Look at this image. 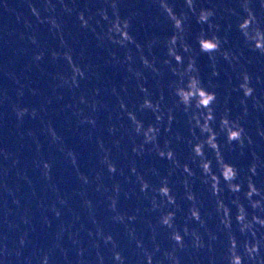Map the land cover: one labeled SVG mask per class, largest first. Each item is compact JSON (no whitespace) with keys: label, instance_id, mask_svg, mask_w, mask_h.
I'll return each instance as SVG.
<instances>
[{"label":"clouds","instance_id":"1","mask_svg":"<svg viewBox=\"0 0 264 264\" xmlns=\"http://www.w3.org/2000/svg\"><path fill=\"white\" fill-rule=\"evenodd\" d=\"M0 3L6 11H14L5 0H0ZM152 3L171 22L173 29V34L164 41L167 51L163 61H158L154 55L149 59L144 54V47L130 34L133 19L144 15L140 8L122 18L118 0H110L111 15L107 8L97 13L108 25L107 32L98 38H106L122 48L135 45L143 65V69L135 66L131 49L123 61L115 53L112 54L113 60L125 64L130 74L120 91L115 87L111 89L117 97L118 106L109 110L107 123L112 146L121 150L122 143L125 144L123 155L126 162L118 166L113 160L112 147L106 146L103 138L97 140L100 163L112 184L108 187L103 183L102 170L96 174L95 190L103 194L107 211L112 213L111 220L124 226V237L132 255H125L119 233L114 234L106 229L97 219L96 205L87 198L83 189L93 180L80 173L82 190L79 195L83 197V207L93 227L85 228L81 223L76 228L81 216L74 214L70 224H61L48 251L34 250L32 256H24L23 252L30 242L27 229L21 232L13 249H9L6 243L7 236H0V264H55L52 256L56 250L62 255L64 264H264V119H261L264 96L257 95L253 74L246 66L252 60H246L243 51L237 53L224 49L227 37L222 39L218 34L221 25L217 22L218 18H227L228 29H231V18L235 17L244 44L264 57V11L258 14L255 7L258 3L259 8L264 10V0H239L240 10L218 4L207 7L201 4L198 7L197 0H184L187 10L179 14L170 0H152ZM49 9L54 10L51 3ZM64 9L66 12L72 11L67 5H64ZM32 14L40 19V13L34 7ZM193 17L201 26L196 37L198 51L188 42L189 21ZM78 18L84 28L90 27V21L94 19L93 16L86 17L83 12L79 13ZM47 22L57 31L61 30L54 17H49ZM30 39L37 44L34 36ZM158 43L159 38H153L148 43L149 55ZM202 53L212 61V72L207 83L198 67V58ZM43 55V52L35 55L34 60H42ZM58 55L53 53L54 58ZM63 56L72 67V75L70 78L61 77V86L79 88V82L87 78V72L73 62L70 52H65ZM218 56L228 62L238 82L234 85L233 77H229L222 105L217 91L220 84L213 82V78L220 76L217 70ZM144 70L150 71L153 78H159L158 98L146 86L148 77ZM132 78L136 81L138 94L136 103L130 108L125 97L128 95L127 79ZM255 83L264 84V77L257 74ZM233 93L236 94L235 98ZM18 94L23 95V86ZM99 95L100 89L97 88L91 102L83 95L80 97L79 103L90 108V114L78 106L75 112L79 123L92 130L98 128L93 114L100 108L109 109L107 104L96 98ZM13 111L20 122L29 114L28 108L15 104ZM137 112L151 113L155 119L146 124ZM177 113L185 118L184 131L175 127ZM31 115L35 117L36 111L33 110ZM125 119L128 123H124ZM47 131L53 142H61L54 128L49 126ZM184 150L187 154L182 159L180 152ZM0 153L5 160H11L12 168L17 169V176L23 175L28 180L19 170L20 160L14 153L6 150H0ZM232 154L249 158V162L246 166H238L234 162L238 157ZM66 155L78 171L76 154L66 151ZM145 156L167 162L166 174H162L155 164L141 170L137 160H143ZM35 163L51 181V164L46 160ZM8 171L4 169L3 174L7 176ZM125 183L132 187L126 189ZM3 187L11 197V204L15 205L13 210L8 200H4V223L9 230L19 232L20 223L26 226L31 224V210L23 208L21 198L17 196L18 188H9L7 184ZM51 192L54 199L47 205L41 201L39 208L42 213L51 211L60 218L62 209L68 206L69 201L54 184L51 185ZM122 193L128 200L135 197L137 202L146 204L138 203L135 208L121 212ZM149 216L155 219H148ZM16 217H19V222ZM181 220L183 222L179 223ZM44 222L51 226L46 215ZM138 222L146 224V229L138 231ZM82 232H86V240L82 238ZM65 235L71 242V248L63 245ZM70 251L75 252L74 260L69 257Z\"/></svg>","mask_w":264,"mask_h":264},{"label":"water","instance_id":"2","mask_svg":"<svg viewBox=\"0 0 264 264\" xmlns=\"http://www.w3.org/2000/svg\"><path fill=\"white\" fill-rule=\"evenodd\" d=\"M5 2L14 11H6L3 4L0 3V150L15 154V157L20 160L19 170L28 177V180H25L23 175L17 176V169L12 168L11 160H5L3 154L0 153V236L6 235V243L9 249H13L16 246L14 242L18 241L21 232L27 229L30 242L23 252L24 256H32L34 250L43 249L47 252L53 244L55 234L61 224H70L74 214L81 216V221L76 223V228H79L81 223L85 225V228H92L93 225L88 218L87 210L83 207V197L79 195L82 190L79 174L82 173L93 180L91 185L83 186V189L86 191L87 198L92 199L96 205L97 219L103 223L106 229L111 230L114 234L119 233L118 238L122 241L125 255L131 256L132 250L128 247L124 237V226L111 220L112 213L107 211L103 194L95 190V177L98 172L103 170V183L108 187L112 184L106 169L100 163L98 138H103L106 146L112 147L113 160L118 166L126 162L123 155L125 144L122 143L121 150L112 146V137L107 133V123L109 110L118 106L117 97L112 94L111 89L115 87L120 91L130 74L127 72L125 64H118L113 60L112 54L115 53L119 60L123 61L128 50L131 49L136 60L135 66L143 69L139 60V52L135 45L122 48L106 38L103 40L98 38L107 32L108 25L97 13L99 10L107 8L111 15L110 0H5ZM49 3L54 6V10L49 9ZM118 3L122 18L129 16L137 8L144 12V15L133 19L130 34L137 43L144 47V54L149 59H152L154 55L158 61H163L167 51L164 41L173 34L171 22L160 14L158 6L154 5L152 0H118ZM170 3L175 6L177 14L187 10L184 0H170ZM197 3L198 7L201 4L205 7L218 4L240 10L239 0H197ZM64 5H67L72 11L66 12ZM33 7L39 11L40 19L32 14ZM255 7L258 14L264 11L259 8L258 3L255 4ZM81 12L86 17H94L90 21V27L81 26V21L78 18ZM49 17H54L57 20L61 25V30L57 31L47 22ZM41 20L45 22L41 23ZM97 21L100 23L97 24ZM217 22L221 25L218 34L222 39L227 37L228 42L224 44V49L237 53L243 51L244 58L252 60V63L246 64V66L253 74L257 95L264 96V84L255 83L257 74L264 77V57L252 52L244 44L235 17L231 18V29H228L229 19L218 18ZM200 30L201 26L196 23L193 17L189 21L188 42L197 51L199 45L196 37ZM33 36L36 38L37 44L32 43L30 38ZM153 38H159L160 43L153 46L152 54L149 55L148 43ZM41 52L44 54L43 59L35 61L34 56ZM54 52L59 54L56 58L53 57ZM65 52H70L73 62L87 72V78L80 80L79 88H72L68 85L61 86V77L70 78L72 75V67L63 56ZM211 64L212 61L207 54H200L198 67L205 83L211 76ZM217 70L220 72V76L213 78V82L220 84L217 91L222 105L229 77H233L234 85L238 82L234 79L235 74L231 66L219 56ZM144 72L148 77L146 86L158 98L159 78H153L150 71L144 70ZM17 80H19V84ZM135 85L134 78L127 79L128 95L125 99L129 102L130 108L133 103H136L138 94ZM21 86H23L22 96L18 94ZM97 88L100 89V95L96 98L107 104L109 109L100 108L93 114L97 119L98 128L92 130L89 126L79 123L75 112L78 106L84 109L86 114L91 113V109L80 104L79 101L83 95L91 102ZM120 94L123 96V91ZM235 96L236 94L233 93L234 98ZM14 104L29 109V114L24 117L23 122L17 120L13 111ZM33 110L36 111L35 117L31 115ZM137 115L146 124L155 119L151 113L137 112ZM184 119L182 114L177 113L175 127L181 131L185 130ZM261 119H264V114H261ZM124 123H128V121L125 119ZM49 126L55 129L61 142H53L47 131ZM221 141H223V137H221ZM37 143L39 150H37ZM66 151L76 154L78 171L77 167L73 166L70 159L67 158ZM186 154V150L180 152L181 158L183 159ZM228 155L226 152V156ZM232 155L238 157V154ZM37 160H46L51 164V181L43 175L41 168L36 166ZM234 162L238 166H246L249 158L238 157ZM137 163L141 170L155 164L157 168H160L162 174L167 172V162L158 161L151 156H145L143 160L138 158ZM4 169H9L7 176L3 174ZM117 179L123 180L121 177H117ZM152 179L155 180V177ZM4 184H7L9 188H18L17 196L21 198L23 208L31 210V224L26 226L20 223L19 232L9 230L3 220L5 199L8 200L9 207L15 210V205L11 204V197L7 195L3 187ZM52 184L69 201L68 206L62 209L63 214L60 218L55 217L51 211L42 213L39 208L41 201L47 205L54 199L51 192ZM124 187L130 189L132 186L125 183ZM138 203L146 204V202H137L135 197L128 200L122 193L120 210L121 212L129 211L135 208ZM45 215L51 221L50 227L44 222ZM148 219L154 220L155 218L149 216ZM16 220L19 222V217H16ZM178 222L182 223L183 221ZM136 226L138 231L146 229V224L140 222ZM81 236L86 240V232H82ZM63 245L66 248H71V242L67 239V235L64 237ZM69 257L74 260L75 252L70 251ZM52 259L55 264H64L59 250L54 252Z\"/></svg>","mask_w":264,"mask_h":264}]
</instances>
